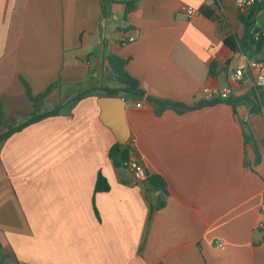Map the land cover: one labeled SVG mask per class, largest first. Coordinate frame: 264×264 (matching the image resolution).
<instances>
[{
  "label": "crops",
  "instance_id": "obj_1",
  "mask_svg": "<svg viewBox=\"0 0 264 264\" xmlns=\"http://www.w3.org/2000/svg\"><path fill=\"white\" fill-rule=\"evenodd\" d=\"M125 1L135 4L126 20ZM110 12L101 19L100 0H0L2 125L60 106L0 144V264H264V103L252 110V82L233 75L264 60V44H241L239 15L257 31L264 13L232 0H115ZM112 54L144 92L116 98L129 159L164 191L109 157L117 140L99 100L118 87ZM58 78L34 107L23 82L37 95ZM206 87L228 100L181 110L147 99L191 107ZM98 173L107 191L94 192Z\"/></svg>",
  "mask_w": 264,
  "mask_h": 264
},
{
  "label": "trees",
  "instance_id": "obj_2",
  "mask_svg": "<svg viewBox=\"0 0 264 264\" xmlns=\"http://www.w3.org/2000/svg\"><path fill=\"white\" fill-rule=\"evenodd\" d=\"M115 2V0H100V6H101V19H108L111 15L110 7ZM125 9H124V15L123 19H127V15L135 8V4L133 1H125L124 2ZM205 7H202L200 9L201 12H203ZM252 9V12H260L262 11L264 13V1L255 3L253 6L250 7ZM240 21L244 24V33L242 37V45L250 47L251 45L254 47L255 50H258L261 48V46L264 44V30H257L252 31L251 30V21L249 16H242L239 15ZM230 40H226V43L229 44ZM122 44L124 42L122 41ZM106 62V69L112 73L115 80L118 83V87L116 88H103L102 90L105 92L107 97L110 98H123L126 100L127 98H130L132 100H139L142 99L144 96V92L140 89L139 84L137 80L132 78L126 71L125 65L127 63V59H122L118 57L117 55H107L105 58ZM247 79H249L251 82V77L248 73L245 75ZM24 87L26 89L28 98L32 105L36 107L43 99L49 96V94L54 90L60 87V80L59 78L52 82L50 85H48L42 92L38 93L37 95H33L26 83H24ZM251 93L248 94L251 97V108L252 110L255 108L256 110L263 105L264 103V89H260L257 87H254L252 85ZM91 94V91L84 92L80 94L79 96L75 97L74 100H78L81 97H85L87 95ZM149 101L159 103L164 106L169 107H177L181 110H189V109H195L199 107L209 106L213 105L216 100H201L194 104L193 106H185V105H179L171 102H159L157 100H153L151 98H147ZM249 99V98H248ZM225 100H228L225 99ZM231 103V100H229ZM60 106H56L53 110L45 112V113H37L33 112L30 116L27 117V119L22 122L18 123L12 126L4 127L1 122V106H0V144L7 139L11 134L18 132L25 128L26 126L39 121L45 117L56 115L59 113ZM244 141L246 143H251L253 147H255V142L251 139L249 135H244ZM261 144L264 147V136L261 138ZM132 151V148L126 143V144H120L118 142H115L109 149V157L113 161L115 166H125V163L128 162L129 159V153ZM145 180L150 184L151 188L154 190H160L164 191L165 183L164 180L159 175H149L146 173ZM108 184L106 183L105 179L101 176L100 173L96 176L95 186H94V192L99 191H107L108 190ZM161 205V204H160ZM153 212V208H150V214Z\"/></svg>",
  "mask_w": 264,
  "mask_h": 264
},
{
  "label": "built area",
  "instance_id": "obj_3",
  "mask_svg": "<svg viewBox=\"0 0 264 264\" xmlns=\"http://www.w3.org/2000/svg\"><path fill=\"white\" fill-rule=\"evenodd\" d=\"M264 0H232L234 6L240 11L244 12L248 10L251 6L255 3L263 2ZM186 14L188 17H192L198 14V10L193 7L186 8ZM134 40V36H129L123 39L124 44L131 42ZM248 73L252 80V85L254 87L264 89V60L254 61L250 60L248 62L240 63L236 69L234 70V78L235 80H241L244 75ZM204 99L207 101L211 100H225L229 96V91H219L212 88H204ZM123 100V99H122ZM124 101V100H123ZM136 107H140L139 103L135 104ZM125 166L131 171L133 176V182H139L141 180H145L146 178V171L143 166L136 160H129L125 163ZM258 213L260 215H264V190L261 196V201L258 209ZM217 246H222V243H217Z\"/></svg>",
  "mask_w": 264,
  "mask_h": 264
},
{
  "label": "water",
  "instance_id": "obj_4",
  "mask_svg": "<svg viewBox=\"0 0 264 264\" xmlns=\"http://www.w3.org/2000/svg\"><path fill=\"white\" fill-rule=\"evenodd\" d=\"M99 107L102 123L110 128L118 143L126 144L129 134L125 121L124 101L116 98H102L99 100Z\"/></svg>",
  "mask_w": 264,
  "mask_h": 264
},
{
  "label": "rangeland",
  "instance_id": "obj_5",
  "mask_svg": "<svg viewBox=\"0 0 264 264\" xmlns=\"http://www.w3.org/2000/svg\"><path fill=\"white\" fill-rule=\"evenodd\" d=\"M120 22H122V21L120 20Z\"/></svg>",
  "mask_w": 264,
  "mask_h": 264
}]
</instances>
